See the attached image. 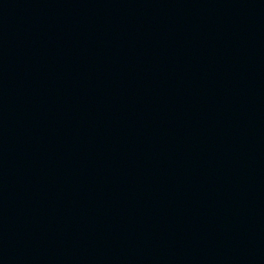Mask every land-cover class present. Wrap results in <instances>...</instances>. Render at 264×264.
I'll return each mask as SVG.
<instances>
[{"label":"water","instance_id":"obj_1","mask_svg":"<svg viewBox=\"0 0 264 264\" xmlns=\"http://www.w3.org/2000/svg\"><path fill=\"white\" fill-rule=\"evenodd\" d=\"M0 264H264V0H0Z\"/></svg>","mask_w":264,"mask_h":264}]
</instances>
